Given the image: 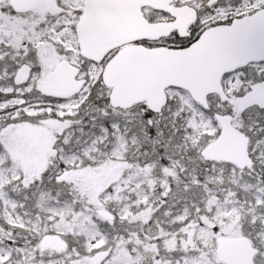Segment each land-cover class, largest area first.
<instances>
[{"label":"snow or ice","instance_id":"6c2138e0","mask_svg":"<svg viewBox=\"0 0 264 264\" xmlns=\"http://www.w3.org/2000/svg\"><path fill=\"white\" fill-rule=\"evenodd\" d=\"M0 264H264V0H0Z\"/></svg>","mask_w":264,"mask_h":264}]
</instances>
